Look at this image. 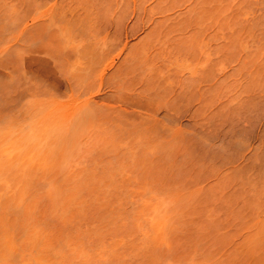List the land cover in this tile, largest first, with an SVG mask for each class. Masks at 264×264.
<instances>
[{"label": "rangeland", "instance_id": "obj_1", "mask_svg": "<svg viewBox=\"0 0 264 264\" xmlns=\"http://www.w3.org/2000/svg\"><path fill=\"white\" fill-rule=\"evenodd\" d=\"M192 1L0 0V130L9 123L12 128L23 130L19 122L48 123L52 117L67 123L86 109L90 114L84 119L86 126L82 131L76 128L78 134L76 130L73 133L79 136L63 151H55L56 145L51 146L49 139L38 138L45 145L38 143L43 145H39L38 153L28 147L30 151L26 152L27 143L22 141L23 146L18 147L21 143L12 137L19 135L18 130L10 127L9 139L11 136L17 145L7 137L8 142L3 143L6 146L0 145V173L9 176V180L0 178L9 183L12 175L23 177L24 182L20 179V184H14L19 190L25 188L24 199L32 202L33 208L28 204L32 210H38L35 214L24 211L23 205L19 206L24 199L19 204L14 202L18 195L11 200L18 191L10 187L14 186V177L10 184L0 180V185L4 183L0 187V221L4 224L0 227L8 230L0 231H5L4 239L9 243L1 241L0 249L12 244L7 249L10 253L6 252L7 261L2 257L5 253L0 255L6 264H18L29 250L35 253V247H40L36 250L45 255L37 251L34 258L30 253L32 259L26 258L28 262L23 260L20 264H34L38 258L45 263V257L49 259L45 264H78L84 262L86 251L90 256L86 255L85 264H264V0H209L215 5L205 2L207 7L203 9L213 17L204 15L207 11L200 12L202 4L197 10L200 13L193 11L200 0L196 4ZM191 13L203 14L200 23L195 22L197 15ZM190 21L195 24L192 26ZM198 48L206 50L205 58ZM255 53L259 59L252 65ZM141 57H147L146 61ZM198 58L203 62L208 59L210 68L205 65L206 74L201 68L205 62ZM240 59L248 64L239 72ZM177 60L187 69H181ZM188 64H192L191 70ZM194 65L199 76L192 75L193 81ZM254 67L258 69L256 81L247 73ZM151 68L157 71L156 75ZM37 154L40 158L46 155V159L38 157V161ZM47 179L56 190L44 182ZM40 185H48L42 187V193L36 189ZM97 186H101L99 190ZM47 187L54 196L63 191L70 197L61 198H66L65 206L61 200L54 202L57 200L53 193V198L47 192L44 196ZM171 189L176 192L168 193ZM146 194H170V200L176 199L172 203L179 202L176 206L169 203L174 210H166L171 214L158 234L159 243L147 245L148 248L141 243L144 235V240H139L141 231L130 234L135 221L132 212L140 209L139 203L147 198ZM32 196L38 199V205L36 199L34 203L30 201ZM48 197L55 198L53 203H60L61 208L47 203ZM153 203L154 199L146 202L145 209L150 210ZM53 206L58 209L51 216L56 210H51ZM65 207L68 213L63 211ZM60 209L69 218L60 219ZM128 212L131 215H125ZM149 214L152 213L147 211L142 217L143 226ZM19 215L26 221L22 222ZM115 215L121 219L124 215L133 217L117 220L112 218ZM108 217L117 220L119 227L115 226L117 221L111 224ZM62 220L66 222L62 224ZM128 222L130 226L126 227L133 228L127 231L124 225ZM29 225H37L38 234ZM77 227L86 236L79 230L80 234L75 235ZM72 228L75 231L71 233ZM100 228L101 233L107 228L104 232H112L103 233L102 240H92L100 237H93ZM6 232L11 236L7 237ZM42 232L46 236H41ZM74 236L85 238L76 243L77 247L90 242L87 247L82 244L86 251L78 262L73 259L78 241ZM19 238L23 240L20 245ZM66 238L71 241H64L65 245ZM99 242L102 245L97 248ZM68 244L72 249L69 254L65 249ZM19 248L28 253L24 256ZM135 248L140 250L133 251ZM81 249L76 250L77 258ZM55 250L59 254L64 250L61 257L57 255L60 259ZM90 251L100 252L95 253L97 257L92 255L99 259L96 263L90 261Z\"/></svg>", "mask_w": 264, "mask_h": 264}, {"label": "bare ground", "instance_id": "obj_2", "mask_svg": "<svg viewBox=\"0 0 264 264\" xmlns=\"http://www.w3.org/2000/svg\"><path fill=\"white\" fill-rule=\"evenodd\" d=\"M197 1H199V0H197ZM212 1H215V0H212ZM212 1H209V0H208V1H207V0H200L199 4H197V5L195 6L194 4H196V0H193V1H192V2L194 3L193 6H195V7L191 6V7H193L192 10L195 11V12H198V11L200 10L199 8H201L202 5H203L205 2H206L207 5H209V4H214V3H212ZM201 2H202V3H201ZM207 2H210V3H207ZM216 3H217V2H216ZM201 4H202V5H201ZM191 5H192V4H191ZM199 5H201V7H198ZM214 5H215V4H214ZM216 5L218 6V4H216ZM220 5H221V4H220ZM204 7L206 8L207 6H206V5H205V6L203 5V7H202L201 10H200L201 13L205 11V9H203ZM219 7H220V6H219ZM219 7H217L218 9L216 8V10H217L216 12H219ZM198 9H199V10H198ZM197 10H198V11H197ZM202 10H203V11H202ZM206 11H207V10H206ZM206 11H205V12H206ZM200 12H198V13H200ZM207 13H208V11H207L206 14H204V15H207V16H208V15L210 14V13H208V14H207ZM191 14L194 15V13H191ZM193 15H192V16L190 15V17L193 18ZM195 15H197V19L195 20V19L193 18V19H191V20H195V22L199 20V23H200V19L203 18V14H197V13H196ZM195 15H194V16H195ZM198 15H200V16L202 15V17H200V16H198ZM210 15H211V14H210ZM213 15H214V14H213ZM211 16H212V15H211ZM211 16H209V17H210V19L212 20L213 18H211ZM195 17H196V16H195ZM212 17H213V16H212ZM198 18H199V19H198ZM204 18H205V17H204ZM206 18H207V17H206ZM214 18H215V17H214ZM210 19L208 18V20H210ZM208 20H206V24L208 23V22H207ZM213 20H214V19H213ZM257 20H258V19H257ZM257 20H256V21H257ZM220 21H221V20H220ZM195 22L193 21L192 23L195 24ZM261 22H262V21H261ZM189 23H191V21H190ZM192 23H191V25H192ZM210 23H212V21H211ZM220 23H222V21H221ZM263 23H264V22H263ZM218 24H219V23H218ZM200 25H201V24H200ZM228 25H229V24H228ZM192 26H193V25H192ZM196 26H199V25H196ZM196 26H195V27H196ZM206 26H207V25H206ZM219 26H220V25H219ZM187 27H189V26H187ZM221 27H222V26H221ZM227 27L229 28V26H227ZM198 28H200V27H197V29H198ZM224 29H225V27H224ZM174 33H175V32H174ZM64 37H65V36H64ZM176 37H177V36H176ZM64 40L68 42V38H67V37L64 38ZM207 43H209V42H207ZM200 45H201V43H200ZM198 49H199V48H198ZM204 50H205V49H204ZM199 51L201 52L200 56L203 55L202 58H203V57L205 58V56H207V55L205 54V53H206V50L203 51V50H200V49H199ZM190 52H191V51H190ZM207 53H209V52L207 51ZM204 54H205V55H204ZM143 56H145V55H143ZM142 58H143L142 61L145 62L147 57H146V58L141 57V59H142ZM200 58H201V57H200ZM206 58H207V57H206ZM257 58H258V53H255V54L252 55V60H251L252 65H253V64H256L255 62H257ZM144 59H145V60H144ZM198 59H199V58H198ZM258 59H259V58H258ZM35 60H36V59H35ZM139 60H140V59H139ZM178 60H179V59H178ZM178 60H177V62H176L177 64L180 63ZM199 60H201V59H199ZM206 60H207V61H206ZM260 60H261V59H260ZM36 61H37V60H36ZM38 61L40 62V60H38ZM41 61H42V60H41ZM172 61L174 62V60H172ZM172 61H170V62H172ZM196 61H197L196 63L198 64V60H196ZM201 61L203 62V59H202ZM245 61H246L245 59H243V60L240 59V60H239V72H240V70H241L242 67H244L246 64H248V63H246ZM33 62H34V60H33ZM140 62H141V61H138L139 64H140ZM170 62H169V63H170ZM202 62H199V63L202 64ZM204 62H205L206 64H205ZM204 62H203V63H204V66H203V64H202L203 67H201L203 73H205V72L207 71V70H204V69H205L204 67H206L207 65L210 64V63H208V59H204ZM259 62H262V60L259 61ZM259 62H258V63H259ZM40 63H41V62H40ZM43 63H45V62H43ZM174 63H175V62H174ZM245 63H246V64H245ZM34 64H37V63L34 62ZM41 64H42V63H41ZM171 64L174 65L173 63H171ZM177 64H176V65H177ZM249 64H251V63H249ZM259 64H260V63H259ZM43 65H44V64H43ZM43 65H41L40 68H42ZM169 65H170V64H169ZM178 65L180 66L181 69H182V68L187 69V67H186L184 64H178ZM178 65H177V66H178ZM205 65H206V66H205ZM148 66H149V65H148ZM148 66H147V67H148ZM190 66H192V64H191V65L188 64V67H189V68H190ZM197 66H198V65H197ZM210 66H211V65H210ZM195 67H196V65H194V68H193V69L196 71L195 74H194V71H193V74H191L192 71H189L190 74H191V77H192L191 79H193V81H194V78H193V77H194V76L196 75V73L198 72L197 67H196V69H195ZM43 68H44V67H43ZM43 68H42V69H43ZM198 68H199V67H198ZM201 68H200V70H201ZM207 68H210V67L207 66ZM244 68H247V67H244ZM44 69H45V68H44ZM255 69H256V68L254 67V70H253V71H252V70H248L249 72H247V73H248V76L251 77L252 80H255V81H256L257 78H258V76H257L258 69H256L257 71H256ZM151 70H152L151 72H153L154 75H156L157 71L154 72V69H152V68H151ZM183 70H184V69H183ZM188 70H191V68L188 69ZM203 70H204V71H203ZM209 70H210V69H208V71H209ZM44 71H45V70H44ZM147 71H148V68H147ZM148 72H149V71H148ZM206 73H207V72H206ZM206 73H205V74H206ZM158 74H159V73H158ZM200 74H201V73H200ZM258 74H259V73H258ZM192 75H194V76H192ZM79 76H80V75H79ZM149 76H150V75H148V78H149ZM196 76H197V75H196ZM198 76H199V73H198ZM198 76H197V77H198ZM207 76H208V75H207ZM83 77H84V76H83ZM78 78H79V77H78ZM205 78H206V77H205ZM80 79H81V78H79V80H80ZM83 79H84V78H82L81 80H83ZM206 79H207V78H206ZM76 80H77V77H76ZM79 80H78V81H79ZM78 81H77V82H78ZM190 81H191V80H190ZM79 82H80V81H79ZM81 82H83V81H81ZM75 83H76V82H75ZM192 83H193V82H192ZM194 83H195V82H194ZM194 83H193V84H194ZM189 84H190V83H189ZM78 85H80V84H78ZM190 85H191V84H190ZM84 110H85V109H84ZM81 111H82V110H81ZM88 111H89V110H88ZM88 111H87V109H86L85 111L79 112V113L77 114V116L75 117V119H73V120H71V121H68L67 123H59L58 121L54 120L53 117L49 120L48 123H32V122H25V123H22V122H21V123L23 124V125H22V124L19 122V125H20L21 127L23 126V128L26 129V130H24V129H23V130H20V129H22V128H19V130H18L16 127H15V128H12L11 126H13V125H11L10 123H9V125H11V126L8 125V126H9V128H8V126H6L5 123H4V125H5L6 127L4 126L5 128H2V129H3V130L5 129V132H2V131H3L2 129L0 130V134H2V135L0 136V139L4 140L6 137L9 139V135H10V134H8V133H11V132H12V129H13V131H15V130L17 129L18 131H16V133H17V135H18V134H19V135H18V136L14 135V136H16V137L12 136V137L14 138L13 140H15V138H17V141H19V142L21 143V144H20V143L18 142V144H20V145H17V143L15 142V144H16L18 147L21 146V145L23 146L24 143H25V144H26V143L29 144V146H28L27 144L24 145V147H25V149H26V150H25L26 152L28 151V150H27L28 148H29V149L35 148V149H33V150H35V153H38L39 145H42V144H39V145H38V143L42 142L43 140L45 141L46 139H47V140L49 139V141L52 139L51 142L48 141V143H49V144L51 143V146H55V145H56V147H55L54 150H55V151H56V150L59 151V149H62V148H64V147H66L69 143L71 144V143L73 142L74 138L77 136L76 134H73V133L77 131V134H78V131H79L78 129L76 130V128H79V129L81 128L80 130L82 131L83 127L86 126V123H85L86 120H84V119H85V117L88 118V116L90 115V114H88ZM75 120H77V123H74ZM69 122H70V123H69ZM6 123H7V122H6ZM7 124H8V123H7ZM13 124H14V123H13ZM25 124H28V126L30 127V128H29V127L27 126V127H28V130H27V127H24ZM15 125H16V123L14 124V126H15ZM19 125L17 124V127H18ZM2 126H3V124H2ZM10 127H11L12 129H11ZM10 129H11V130H10ZM6 130H7V132H6ZM8 130H9V131H8ZM75 130H76V131H75ZM10 131H11V132H10ZM80 133H81V132H80ZM78 136H79V135H78ZM78 136H77V137H78ZM12 137L10 136V139H9V140L6 138L5 141L8 140V141H10V143H11V142H12V140H11ZM19 138H20V140H19ZM38 138H40V139H41V138H42V139L45 138V139H43L42 141L39 139V140H40V141H39ZM75 139H76V138H75ZM2 140H0V145L4 146L5 144H3V143H7L8 141L5 142V141H2ZM26 140H28V141H26ZM37 140H38L39 142H38ZM1 141H2V142H1ZM15 141H16V140H15ZM22 141H24L23 144H22ZM25 141H26V142H25ZM33 141H34V143H32ZM53 141H54V143L52 144ZM71 141H72V142H71ZM28 142H29V143H28ZM240 142H241V141H240ZM10 143H9V144H10ZM42 143L44 144V142H42ZM12 144H14V143L12 142ZM12 144H10V145H12ZM15 144H14V145H15ZM30 144H31V145H30ZM33 144H34L35 146H34ZM44 145H45V144H44ZM5 146H6V145H5ZM32 146H33V147H32ZM36 146H37V147H36ZM42 146H43V145H42ZM27 147H28V148H27ZM149 147L151 148V146H149ZM22 148H23V147H22ZM36 148H37V149H36ZM45 148H46V147H45ZM48 148H50V146H49ZM56 148H57V149H56ZM150 148H147V147H146V149H148L149 151H151ZM46 149H47V148H46ZM33 150H31V152H32ZM51 150H52V147H51ZM54 150H53V151H54ZM63 150H64V149H62V150H60V151H63ZM148 150H147L146 153L149 152ZM23 151H24V150H23ZM23 151H22V152H23ZM25 151H24V152H25ZM29 151H30V150H29ZM29 151H28V152H29ZM26 152H25V153H26ZM149 153H150V152H149ZM39 154H40V152H39ZM128 155H129V154H128ZM36 156H37V157H36ZM36 156H35V157L38 159V161H40V160H39L40 156H39L38 154H37ZM41 156H42V155H41ZM44 156L46 157V155H43V157H41V158H45ZM130 156H131V155H130ZM130 156H129V157H130ZM38 157H39V158H38ZM41 158H40V159H41ZM45 159H46V158H45ZM129 159H130V158H129ZM130 160H131V159H130ZM42 161H44V159H43ZM43 163H45V162H43ZM15 172H16V171H15ZM10 173H11V172H10ZM11 174H14V172H12ZM38 175H39V174H38ZM2 176H4V175H2V173H0V177H2ZM21 176H22V175H21ZM36 176H37V175H36ZM4 177H6L7 180H9V176H4ZM4 177H3V178H4ZM13 177L15 178V181H13V184H11V185H14V186H10V187H11V188L16 187V188H13V189H16V191L18 190V191H22V192H23V191L25 190V188H24V190H23V189H22V190H19V186H17V184H20V182H21V183L24 182L23 177H22V179H23V180H22V179L20 178V175H19V174H15V175H12V176H11V179H10L11 181L14 180ZM40 177L42 178V175H40L39 178H40ZM33 178H34V177H33ZM20 179H21V181H20ZM37 179H38V178L36 177L35 180H37ZM0 180H1V178H0ZM3 181H4V183L6 182L5 178H4V180H3V179L1 180V182H3ZM11 181H9V183H8V181H7L6 183L10 184ZM16 181H17V184L15 185L14 182H16ZM19 181H20V182H19ZM39 181H41V179H40ZM47 181H48V183L50 184L49 179L45 180L44 182L47 183ZM50 181H51V180H50ZM52 181H53V180H52ZM52 181H51V182H52ZM42 182H43V181H42ZM4 183H3V184H4ZM0 184H1V183H0ZM3 184L0 185V187L3 186ZM8 184H6V186H7ZM40 184L42 185L43 183L40 182ZM41 185H40L39 188H38V186L36 187L37 191H38V190L41 191V190H42V187L45 188L46 186H48V185H45V187H44V186H41ZM54 185H56V184H54ZM97 185H98V184H97ZM49 187H50V189H51V187L55 189L56 186L53 187L52 184H50ZM97 187H98V186H97ZM100 187H101V186L98 187V190H99ZM4 188H5V187H4ZM33 188H34V187H33ZM47 188H48V187H47ZM26 189H27V187H26ZM50 189L48 188V190H46V191L43 190V191L45 192V195H44V193H43L42 195H44L45 197H47L46 195L48 194V195H50V197H52V193H53V196H54V194H55L54 191L52 192V191H50ZM54 189H51V190H54ZM57 189H58V188H57ZM2 190H3V189H2ZM33 190H35V189H33ZM55 190H56V189H55ZM172 190H174V191L176 192L175 189H171V191H168V193H169V192H172ZM177 190H178V188H177ZM181 190H182V189H181ZM16 191H15V192H16ZM18 191H17V192H18ZM17 192H16V194L14 193V195H13L12 198H11V200H12V199H14L13 197H16V196L18 195V196L14 199V200H15L14 202H16V204H17V202L20 201V200H21L20 202H23V199L25 198V197H23V196L25 195L24 192H23V194H21L22 192H19V194H18ZM46 192H47V194H46ZM48 192H49V193H48ZM50 192H51V193H50ZM57 192H59V190H57ZM57 192H56V194H57ZM61 192H62V193H61ZM154 192H155V191H154ZM156 192H158V191H156ZM177 192H178V191H177ZM181 192H182V191H181ZM33 193H34V192H33ZM35 193H36V192H35ZM38 193H39V192H38ZM38 193H37V194H38ZM41 193H42V191H41ZM63 193H65V192L60 191V194H61V195H60V194H57L56 196H54V197L56 198L57 201H54L55 198H54V200H52L53 197H52L51 199L48 197V199H50V200L47 199L48 201H47L46 199H45V200H46L47 203H51V204L53 203V201L58 203V202H60L59 200L62 201L61 198H64V196H68V195H64ZM173 193H174V192H173ZM153 194H154V193H153ZM153 194H152L153 198H151L152 196L150 197L151 194L148 195L149 197H148L147 194H146L145 196H147L148 199H147L146 197L144 198V200H143V199H140V201L143 200L141 205H140V203H139V207H140V209H138V211H136L135 208H134L133 210H135V211H133V212L131 211L132 213L135 212V213H134V214H135L134 217H133V216H130V217H131V218H130V217H128V216H125V215H131V214H130L131 212H130V213L128 212V214H125V215H124V218L127 217L128 219L131 220L132 217H133V218L135 219V221H133V223H132V224H134V225H133L134 228H133V227H131V228H130V227H129V228L126 227V226H128V225L130 226L129 223H130L131 221L128 222V224L126 223L127 225L125 224V225H124V228L126 227L125 229H126L127 231H128V229H132V228H133V230H131L132 232H131V233L129 232L130 234L135 233L136 230L139 231V233H140V231H141V232H142V233H141V236H140L141 239H139V240H144V239H145L144 241H141V243H143L142 246H145V245H146L145 247H147V245L150 246V244H152V245H153V244L156 245V243H159V239H160V237H159L158 234L162 231V229H163V228L165 227V225L167 224V219H168L167 216H168L169 212L166 211V210H167L168 207L170 208V206H172V205H170V204L172 203L171 200H175V201H176V199H171V200H170V197H169V196H171V195H175V196L178 195L177 193H176V194H171V193H170L171 195L169 194V196H167V195H162V196L159 195V197H156V196L154 197ZM157 194H158V193H156V195H157ZM159 194H160V193H159ZM179 194H180V193H179ZM184 194H185V193H184ZM15 195H16V196H15ZM21 195H22V199H21ZM38 195H39V194H38ZM58 195H60L59 199H57V198H58ZM69 195L71 196V193H69ZM180 195H181V197L184 196L182 193H181ZM180 195H178V197H179ZM30 196H31V195H30ZM30 196H27V197H30ZM34 196H35V194H34ZM61 196H62V197H61ZM160 196H161V197H160ZM175 196H174V197H175ZM36 197H37V196H36ZM38 197H39V196H38ZM45 197H44V198H45ZM141 197L143 198L144 196L142 195ZM178 197H177V200H178ZM181 197H179V198H181ZM68 198H70V197L68 196ZM172 198H173V197H172ZM29 199H30V201L33 200V203H34V201H35V199H36V205H38V203H37V200H38V199H37V198H33V196H32V198H29ZM29 199H28V200H29ZM31 199H32V200H31ZM65 199H66V198H65ZM65 199H63V201H62L63 203L65 202L64 204H62V202H60L61 205H62V207L65 206V204H66V200H65ZM146 199H147V200H146ZM151 199H154V203L151 204V205L149 206L151 209H150V210H147V209H145L146 202L150 201ZM16 200H17V201H16ZM26 200H27V198L24 199V202H23V203H25V205H24L23 203H20V202H18V204L20 203L19 206H21V204H22L23 207H24V211L26 210V211L30 214L29 211H31L32 208H33V207L31 206L32 202H31V203L29 202V203H30V204H29L28 201H26ZM40 200H41V199H40ZM40 200H39V201H40ZM64 200H65V201H64ZM179 200H180V199H179ZM25 201H26V202H25ZM39 201H38V202H39ZM49 201H51V202H49ZM175 201H174L173 203H174V205L176 206L177 204H179V202L176 204ZM8 202H9V201H8ZM14 202H13V204H14ZM170 202H171V203H170ZM11 203H12V202H9V205H11ZM57 203H56V204L53 203V204H54V205H57L58 208H61V205H59L60 203H59V204H57ZM169 203H170V204H169ZM173 203H172V204H173ZM6 204H7V203H6ZM28 204H29L30 207H32V208H30ZM27 205H28V206H27ZM36 205H34V206H36ZM137 205H138V204H137ZM137 205H136V208H139V207H137ZM174 205H173V206H174ZM48 206H49V205H48ZM57 206H56V207L53 206L51 210H53V208L56 209ZM27 208H28V209H27ZM36 208H38V207L36 206ZM58 208H57V209H58ZM169 208H168V210H169ZM172 208H173V210H174V207H171V208H170V211H171V212H173V211H172ZM175 208L177 209V207H175ZM20 209H21V208H20ZM20 209H19V210H20ZM34 209H35V208H34ZM34 209H33L32 211H34V214H35V213L37 212L38 209H36V210H34ZM57 209H56L55 211H52L54 214H53L52 212H50V211H48V212H50V213L53 214V215L50 214L51 216H54L55 213L57 212ZM28 210H29V211H28ZM62 210H63V209H62ZM63 211H66V207H65V210H63ZM121 211H123V210H120L119 212H121ZM147 211H148L149 213H152V214H149L150 217H149V219H148L147 222L145 221V223H144L145 225L143 226V224H142V223H143V222H142V221H143V218H142V217H145ZM160 211H161V213H160ZM175 211H176V210H175ZM59 212H60V213H59ZM59 212L57 213V216H59L58 214H62V215H60V216H61L60 219H64V218H66V215H67V214H64L63 212H61V209H60ZM66 212H67V211H66ZM66 212H65V213H66ZM117 212H118V211H117ZM117 212H116V213H117ZM136 212H137L138 214H137ZM167 212H168V213H167ZM19 213H20V212H19ZM67 213H68V212H67ZM116 213H115V214H116ZM25 214H27V213H25ZM63 214H64V215H63ZM117 214H118V213H117ZM117 214H116V215H117ZM121 214H122V213H121ZM123 214H124V211H123ZM134 214H133V215H134ZM170 214H171V213H170ZM170 214H169V215H170ZM21 215H24V213L21 214ZM21 215H19V216H21ZM48 215H49V214H48ZM48 215H47V216H48ZM116 215H115V216H116ZM118 215L120 216V214H118ZM17 216H18V215H17ZM24 216H25V215H24ZM24 216H23V217L21 216V219H23V220H21L22 222L26 221V220H24ZM63 216H65V217L63 218ZM69 216H70V215H69ZM69 216H67V218H69ZM113 216H114V214H113ZM121 216H122V215H121ZM55 217H56V216H55ZM139 217H140V218H139ZM53 218H54V217H53ZM58 218H59V217H58ZM58 218H57V219H58ZM67 218H66V219H67ZM109 218H111V217H108V219H109ZM112 218H118L117 220H119V218H120V220L124 219L123 216H122V219H121V217H118V216H116V217H112ZM112 218L109 219V220H110L109 222L112 221ZM28 219L30 220V218H28ZM54 219H55V218H54ZM66 219H65V220H66ZM70 219H71V218H70ZM108 219H104V220L106 221V220H108ZM31 220H32V219H31ZM55 220H56V219H55ZM65 220H62V224H64L63 221H65ZM117 220H116V221H117ZM124 220H127V219H124ZM124 220H123L122 222H125ZM140 220H141V222H140ZM33 221H34V220H33ZM59 221H60V220H59ZM113 221L116 222L114 219H113ZM113 221H112L111 224H114ZM127 221H128V220H127ZM127 221H126V222H127ZM0 222H1L0 225L3 226L4 223L2 224V221H0ZM28 222H29V221H28ZM65 222H66V221H65ZM69 222H70V221H69ZM107 222H108V221H107ZM107 222H106V224H107ZM122 222H121V223H122ZM20 223H21V222H20ZM30 223H32V222H30ZM117 223H118V224H117ZM117 223H115V226L117 227V225H118V227H119V224H120V223H119L118 221H117ZM36 224H37V222H36ZM65 224H66V223H65ZM122 224H124V223H122ZM24 225H26V224L24 223ZM27 225H28V223H27ZM102 225H103V224H102ZM146 225H147V226H146ZM29 226H30V225H29ZM36 226H37V225H35V226L32 225V226H30V227H31V229L35 230V229L37 228ZM67 226H68V225H67ZM121 226H123V225H121ZM145 226H146V227H145ZM30 227H29V228H30ZM33 227H34L35 229H34ZM70 227H72V226H70ZM100 227H101V226H100ZM143 227H144V228H143ZM0 228H1V227H0ZM3 228H4V227H2L1 229H3ZM78 228H80V227H77V228H76V230H77L76 233L78 232V230L81 231V228H80V229H78ZM109 228H111V227L109 226ZM109 228H107V229H109ZM112 228H113V227H112ZM112 228H111V229H112ZM127 228H128V229H127ZM146 228H148V229H146ZM74 229H75V228H74ZM107 229H102L104 234H107V233H108V231H105V232H104V230H107ZM111 229H110V230H111ZM120 229H121V227H120ZM3 230H6V229H3ZM3 230L0 231V232H2V233H0V234H2V236H0V242L2 241V242H4V244H5V241H6L7 239H6V240L4 239V238H5V233H4V232H5V231H3ZM68 230H70V229H68ZM72 230H73V228L71 229V233H72ZM95 230H96V229H95ZM95 230H94V231H95ZM97 230H98V229H97ZM114 230H116V231H118V233H120V232H119L120 230H118L117 228L115 229V227H114ZM121 230H122V229H121ZM126 230H125V231H126ZM134 230H135V232H134ZM6 231H8V230H6ZM73 231H75V230H73ZM94 231H91V234H92V232H94ZM98 231L100 232V231H101V228H100V230H98ZM112 231H113V229H112ZM112 231H109V232L111 233ZM116 231H115V233H116ZM127 231H126V232H127ZM39 232H40V230H39ZM68 232L70 233V231H68ZM68 232H67V233H68ZM87 232H89V231L87 230ZM95 232H96V231H95ZM95 232H94V233H95ZM99 232H96L97 234H96V233L93 234V237H94V235H95V236L97 235L98 237H99V236H100V237H99L98 239H94V238H95V237H94L92 240H99L101 237L104 238L105 235H104L103 233H101V232H100V233H101L102 235H99ZM106 232H107V233H106ZM121 232H122V231H121ZM123 232H124V231H123ZM3 233H4V234H3ZM71 233L69 234V236L71 235ZM80 233H82V235L85 234V233H83V231H81ZM80 233L78 232L77 234H75V233H73V234L78 235V234H80ZM110 233H108V234H110ZM113 233H114V232H113ZM115 233H114V234H115ZM124 233H125V232H124ZM127 233H128V232H127ZM127 233H126V234H127ZM139 233L137 232L136 235H137V234L139 235ZM7 234H9V232H6V236H7V237L11 236V235L8 236ZM22 234H23V233H21V235H22ZM24 234H25V233H24ZM35 234H38V230H37V229H36V233H35ZM43 234H44V232L41 233V236H42ZM91 234H90V235H91ZM114 234H113V235H114ZM116 234H117V233H116ZM122 234H123V233H122ZM122 234H121V237H123ZM256 234H257V233H256ZM25 235H26V234H25ZM44 235L46 236V234H44ZM44 235H43V237H44ZM82 235H81V236H82ZM90 235L88 234V236H90ZM111 235H112V234H111ZM113 235H112V236H113ZM138 235H137V236H138ZM143 235H144V239L142 238ZM22 236H23V235H22ZM66 236H67V235H66ZM69 236H67V237L70 238L71 236H70V237H69ZM72 236H73V235H72ZM81 236H80V237H81ZM83 236H86V235H83ZM83 236H82V237H83ZM97 236H96V237H97ZM109 236H110V235H109ZM119 236H120V235H119ZM119 236H118V238H119ZM128 236H129V235H128ZM128 236H127V235H126V236L124 235V238H125V237H128ZM74 237H76V239L79 238V236H78V238H77V236H74ZM82 237H81V238H82ZM90 237H92V236H90ZM129 237H130V236H129ZM47 238H48V237H47ZM62 238H63V237H62ZM64 238H65V237H64ZM81 238L78 239V241H75V244H76L77 242L81 241ZM118 238H117V239H118ZM3 239H4V240H3ZM21 239H22V238H19L20 241H21ZM25 239H26V237H25ZM48 239H49V238H48ZM48 239H47V240H48ZM82 239H85V238H82ZM86 239H87V238H86ZM251 239H252V238H251ZM255 239H256V238H255ZM23 240H24V236H23ZM23 240H22V241H23ZM28 240H29V239H28ZM28 240H27V241L25 240V241L28 242ZM67 240H69V239H67V238H66L65 240L63 239V243H64V241H65V243H66V242L68 243V242L71 241V240H69V241H67ZM87 240H88V239H87ZM101 240H102V238H101ZM139 240H138V241H139ZM253 240H254V239H253ZM20 241H19V242H20ZM22 241L19 243V245L22 244ZM25 241H24V242H25ZM119 241H120V239H119ZM251 241H252V240H251ZM24 242H23V243H24ZM31 242H32V241H31ZM31 242L29 241V243H31ZM47 242H49V240H48ZM85 242H86V241H85ZM87 242H89V241H87ZM87 242H86V243H87ZM114 242H115V241H114ZM117 242H118V241H117ZM6 243H7V241H6ZM29 243H28V245H30ZM61 243H62V242H61ZM65 243H64V244H65ZM67 243H66V244H67ZM86 243H85V244L82 243V244H83V245H86ZM89 243H90V242H89ZM96 243H97V242H95V244H94V242H92L91 244L97 245ZM100 243H101V242H99L98 246H96L97 248L100 247L99 245H102V244H100ZM8 244H9V243H7V245H8ZM16 244H17V243H16ZM31 244H32V243H31ZM33 244H34V243H33ZM66 244H65V245H66ZM69 244H71V243H69ZM69 244H68V247H67V246L65 247V249H66V248L68 249V254H69V252H71V250H72V249H70ZM72 244H73V243H72ZM82 244H81V245L78 244V246L80 245L81 247H80V246L77 247V244H76V247H75L76 249H74V252H75V253H77V251H78L77 249H81V248H83V245H82ZM87 244H88V243H87ZM91 244H89V245H91ZM104 244H105V243H104ZM138 244H139V243H138ZM251 244H252V243H251ZM10 245L12 246V244H10ZM10 245H9V248L7 247V249H11V246H10ZM14 245H15V243H14ZM19 245H18V246H19ZM23 245H24V244H23ZM25 245H26V243H25ZM25 245H24V246H25ZM61 245H62V244H61ZM89 245H88V246H89ZM94 245H92V246H94ZM118 245H119V244H118ZM135 245H136V244H135ZM3 246H4V245H3ZM26 246H27V245H26ZM32 246H33V245H32ZM35 246H38V245L35 244ZM70 246H71V248L74 247L73 245H70ZM149 246H148V247H149ZM0 247H2V244H0ZM16 247H17V246H16ZM22 247H23V246H22ZM33 247H34V246H33ZM61 247H63V245H62ZM84 247H87V245L84 246ZM111 247L113 248V246H111ZM117 247H118V246H117ZM135 247H137V246H135ZM148 247H147V248H148ZM14 248H15V247H12V250H14ZM24 248H27V247H24ZM28 248H29V247H28ZM28 248H27V250H28ZM30 248L33 249V248L31 247V245H30ZM30 248H29V249H30ZM36 248H40V247H35V250H33L35 253H33V254L30 252L31 250L28 251L29 253L26 252V253L29 254V255L27 254L26 257H24V256H25L24 254H26V253L24 252V250H23L22 248H21V249L19 248V249L22 251L21 253H23V255H24L23 257H24L25 259H23V260H27L26 258H29V257H31V256H33V255H35V254L37 255V254H39L38 252H40V253L42 252V251H38V250H36ZM88 248H89V247H88ZM88 248H87V249H88ZM94 248H95V247H94ZM94 248H93V249H94ZM102 248H104V247H102ZM112 248H110V250H111ZM7 249L5 248V250H7ZM58 249H59V248H58ZM58 249H56V250H58ZM61 249H62V248H61ZM90 249H91V247H90ZM100 249H101V248H100ZM100 249H98V250H100ZM135 249H137V250H135ZM135 249H133V251H139V250H140V248H139V250H138V248H135ZM3 250H4V247H3ZM3 250L0 249V251H3ZM5 250H4V251H5ZM27 250H26V251H27ZM40 250H41V249H40ZM56 250H55V251H56ZM76 250H77V251H76ZM81 250H82V251H81V252H82L81 255L78 253V255L80 256L79 258H77L78 256L73 252V253H74V256H76V258H73V259H76L77 262H78V259L81 260V258L84 257V252H83V251H86V250H84V248L81 249ZM94 250H95V249H94ZM102 250H104V249H102ZM102 250H101V251H102ZM112 250H113V249H112ZM114 250H115V249H114ZM141 250H143V249H141ZM4 251H3V252H0V255L5 253V255L2 256V257H5V260H6V259H7V257H6V254H7V253H6V252H9V250H7V251H5V252H4ZM33 251H32V252H33ZM37 251H38V252H37ZM59 251H60V250H59ZM66 251H67V250H66ZM66 251H65V252H66ZM91 251H92V250H91ZM91 251H90V252H91ZM96 251H97V249H96ZM11 252H12V251H11ZM36 252H37V253H36ZM56 252H58V251H56ZM56 252H55V253H56ZM62 252H64V250L61 251L60 254H59V252L56 253V258H57L58 256L61 257V255H63ZM78 252H79V251H78ZM86 252H87V251H86ZM86 252H85V257L82 259V260H84V262H85V260H86V255H88V254H86ZM88 252H89V251H88ZM93 252H94V251H93ZM98 252H99V251H98ZM98 252H95V253L98 254ZM111 252L115 253V251H111ZM9 253H10V252H9ZM30 253H31V256H30ZM42 253H43V255H45V252H42ZM61 253H62V254H61ZM95 253L93 254V253L91 252V253H89V254H91V257H93L94 255H95V257L99 256V255H96ZM99 253H100V252H99ZM113 253H112V254H113ZM70 254H71V253H70ZM82 254H83V257H81ZM57 255H58V256H57ZM64 255H65V254H64ZM71 255L73 256V254H71ZM92 255H93V256H92ZM21 256H22V255H21ZM37 256H38V255H37ZM72 256H71V257H72ZM74 256H73V257H74ZM89 256H90V255H88V257H89ZM19 257H20V256H19ZM23 257H22V258H23ZM33 257H34V256H33ZM42 257H45V256H42ZM62 257L64 258V256H62ZM88 257H87V258H88ZM116 257H118V255H117ZM9 258H10V257H9ZM34 258H36V256H35ZM0 259H1L0 261H2V262H0V263H3V262H4V261H3L4 258L2 259V258L0 257ZM19 259H20V258H19ZM30 259H32V257H31ZM58 259H60V258L58 257ZM69 259L71 260L70 257L68 258V260H69ZM73 259H72V260H73ZM91 259H92V260H90V261H92V263H93L95 260H96V261L99 260V259L97 260L96 258L94 259V257L91 258ZM204 259H205V258H204ZM208 259H209V258H208ZM20 260H21V259H20ZM23 260H21V261H23ZM28 260H29V259H28ZM28 260H27L26 262H28ZM36 260H37V262L40 261L41 263H43V262H42L43 259L40 260V258H38V259H36ZM36 260H33V261H36ZM45 260H48V261H49V259H47V257L44 258V261H45ZM72 260H71V261H72ZM93 260H94V261H93ZM206 260H207V259H206ZM6 261H7V260H6ZM21 261H19V262L21 263ZM33 261H30V262L32 263ZM48 261H47V262H48ZM66 261H67V260L65 259V262H66ZM96 261H95V263H96ZM202 261H203V260H202ZM202 261H201V262H202ZM204 261H205V260H204ZM209 261H210V260H209ZM19 262L17 261L18 264H20ZM26 262H25V263L22 262V263H23V264H26ZM37 262H34V264H35V263L37 264ZM40 262H39L38 264H40ZM47 262H45V263H47ZM63 262H64V261H63ZM69 262H70V261H69ZM69 262H66L65 264H67V263H68V264H70V263L72 264V263H73V262H70V263H69ZM74 262H75V261H74ZM80 262H81V263H80ZM84 262L79 261L78 264H79V263L82 264V263H84ZM86 262H87V261H86ZM86 262H85V263H86ZM193 262H194V261H193ZM193 262H192V264H194ZM199 262H200V261H199ZM201 262H200V263H201ZM45 263H43V264H45ZM48 263H49V262H48ZM58 263H62V262L58 261ZM85 263H84V264H85ZM97 263H98V262H97ZM196 263H197V261H196ZM208 263H209V262H207L206 264H208ZM4 264H6V263L4 262ZM8 264H9V263H8ZM27 264H29V263H27ZM32 264H33V263H32ZM50 264H51V263H50ZM75 264H77V263H75ZM98 264H99V263H98ZM189 264H191V261L189 262ZM197 264H198V263H197ZM201 264H202V263H201ZM204 264H205V263H204Z\"/></svg>", "mask_w": 264, "mask_h": 264}]
</instances>
